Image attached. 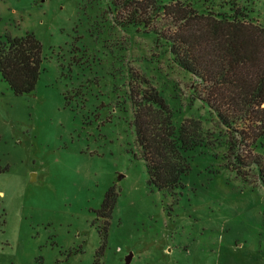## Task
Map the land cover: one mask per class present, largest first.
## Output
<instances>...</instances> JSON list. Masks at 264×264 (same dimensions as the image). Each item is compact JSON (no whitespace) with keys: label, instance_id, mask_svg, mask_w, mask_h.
Returning a JSON list of instances; mask_svg holds the SVG:
<instances>
[{"label":"rangeland","instance_id":"obj_1","mask_svg":"<svg viewBox=\"0 0 264 264\" xmlns=\"http://www.w3.org/2000/svg\"><path fill=\"white\" fill-rule=\"evenodd\" d=\"M110 2L0 0V38L32 33L43 59L30 95H14L0 74V264H264V188L225 166L229 132L166 41L119 28ZM191 2L230 12L227 0ZM236 2L264 25V0ZM130 70L164 98L176 129L202 124L204 145L188 153L175 193L150 186L134 155ZM133 82L136 95L149 88ZM110 189L118 199L106 220Z\"/></svg>","mask_w":264,"mask_h":264},{"label":"trees","instance_id":"obj_2","mask_svg":"<svg viewBox=\"0 0 264 264\" xmlns=\"http://www.w3.org/2000/svg\"><path fill=\"white\" fill-rule=\"evenodd\" d=\"M110 5L119 28H143L166 41L174 63L202 86L194 94L229 132L225 166L264 188V25L250 19L236 0H227L230 12L220 13L198 10L191 0H169L166 5L158 0H111ZM42 60V44L34 34L0 38V74L14 95L35 92ZM130 74L134 155L145 162L150 186L175 193L190 171L188 153L204 145L202 124L185 119L176 129L164 98L144 77L133 70ZM135 78L149 86L140 95L134 93ZM117 199L115 190H108L98 215L107 220ZM5 224L0 208V232Z\"/></svg>","mask_w":264,"mask_h":264},{"label":"crops","instance_id":"obj_3","mask_svg":"<svg viewBox=\"0 0 264 264\" xmlns=\"http://www.w3.org/2000/svg\"><path fill=\"white\" fill-rule=\"evenodd\" d=\"M251 19V18H250ZM253 20V19H252Z\"/></svg>","mask_w":264,"mask_h":264}]
</instances>
